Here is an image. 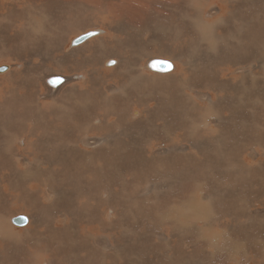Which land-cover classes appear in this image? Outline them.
<instances>
[{"label":"rangeland","instance_id":"rangeland-1","mask_svg":"<svg viewBox=\"0 0 264 264\" xmlns=\"http://www.w3.org/2000/svg\"><path fill=\"white\" fill-rule=\"evenodd\" d=\"M9 1L0 6V67H7L0 72V264H155L161 256L172 264H238L249 251L264 256L256 244L238 241L229 248L233 258L220 255L213 237L217 221H202L203 192L212 197V209L214 198L230 197L240 210L223 223L242 240L239 226L249 215L238 186L219 187L211 167L199 173V186L169 172L177 157L184 170L199 157L212 158L214 140L201 135L212 125L220 132L234 130L236 144L251 150L257 145L262 156L252 151L264 165V88L252 84L248 71L260 65L255 73L264 78V44L255 36V27L264 23V0H236L234 9L209 0L212 6L201 4L207 7L201 14L199 0H36L33 8ZM90 33L95 35L86 42L75 40ZM158 58L174 70L159 73L149 66ZM222 67L231 71L222 73ZM108 83L121 91H109ZM52 91L58 92L57 102ZM240 94L245 103L236 101ZM105 96L113 110L99 102ZM76 110L86 112L81 126L73 122ZM94 118L115 132L92 160L87 152L94 146L82 140L101 144L105 137L103 129L84 130L83 121ZM150 127L156 128L151 141ZM175 140L182 149L166 146L164 158L146 151ZM159 159L166 165L155 170ZM103 185L107 194L101 195ZM124 202L131 206L129 215ZM258 206L264 208V198ZM19 214L29 223L13 224L10 218Z\"/></svg>","mask_w":264,"mask_h":264},{"label":"bare ground","instance_id":"bare-ground-1","mask_svg":"<svg viewBox=\"0 0 264 264\" xmlns=\"http://www.w3.org/2000/svg\"><path fill=\"white\" fill-rule=\"evenodd\" d=\"M4 1H7V2H4ZM82 1V0H81ZM86 1V0H85ZM84 1V2H85ZM94 1V0H93ZM96 1V0H95ZM15 2L18 3V0H15ZM23 4L24 5H28L29 7H32L33 6H36L34 5L36 3V0H23ZM100 2V1H99ZM97 2V3H99ZM105 2V0L103 1ZM167 2V0H166ZM188 2V1H187ZM5 3H10L9 0H0V6H2V4H5ZM95 3V2H94ZM215 5L213 6H223V5H227V8L228 9H234L237 7V1L236 0H215L214 1ZM144 4V3H143ZM167 4V3H166ZM201 4H204L205 5H208L207 7H209V5L212 6L211 2L209 3V0H199V14H201V12L203 13L206 9L204 8ZM99 5V4H98ZM111 5V4H110ZM145 5V4H144ZM169 6H166L165 7H171L172 5L169 3L168 4ZM189 5V4H187ZM97 7V6H96ZM99 7V6H98ZM122 7V6H121ZM188 7V6H187ZM197 7V6H196ZM195 7V8H196ZM115 8V7H114ZM125 8V7H124ZM164 8V6H163ZM213 8V7H211ZM102 9V8H101ZM116 9V8H115ZM158 9V8H156ZM38 10V9H37ZM166 10V8H165ZM178 10V9H177ZM107 11V10H106ZM119 11V10H118ZM128 11V10H127ZM134 12V11H133ZM130 13V12H129ZM136 13V12H135ZM159 13V12H158ZM121 14V13H120ZM191 14V13H190ZM248 14V13H247ZM108 15V14H107ZM123 15V14H122ZM138 15V14H137ZM149 15V14H148ZM116 16V15H115ZM143 16V15H141ZM192 16V15H190ZM189 16V17H190ZM195 16V15H194ZM132 17H134L132 15ZM147 17V16H146ZM106 18V17H105ZM109 18V17H108ZM107 18V19H108ZM131 19V18H130ZM199 19V18H198ZM198 19H194V21L196 23H198ZM238 20H244L245 17L244 16H239L237 17ZM249 19V17H248ZM104 20V19H102ZM145 20V18H144ZM143 20V21H144ZM106 22V21H105ZM127 22V21H126ZM156 22V20H155ZM249 24H250V20H248ZM54 23V26L52 28V34H54L55 32V29H56V25L57 23L55 22V20L53 21ZM145 23V22H144ZM199 24H201V21L199 19ZM102 25V24H101ZM146 25V23H145ZM144 25V26H145ZM148 25V24H147ZM31 26V25H30ZM109 26H111V24L109 23ZM149 26V25H148ZM147 27V26H146ZM73 29V28H72ZM255 30H256V33H255V36L258 37L260 35V39H259V42L260 43H263L264 44V23L261 24L260 26L258 27H255ZM257 30H259L257 32ZM113 31V30H112ZM69 34V33H68ZM91 34V33H90ZM90 34H85V35H82L81 37L75 39V40H82L85 41L87 38H89ZM86 42V41H85ZM83 47V46H82ZM81 46H77L76 48L79 50L80 48H82ZM175 56V55H174ZM176 59V58H175ZM175 59L173 61H175ZM157 60H162V59H157ZM179 60V59H177ZM154 61V60H153ZM153 61L150 62V65L151 67L154 66L153 64ZM170 62V61H169ZM171 64V67L167 70H158L159 73L160 72H168V71H172L174 70L173 68V64L170 62ZM89 65V64H88ZM259 67H257V65H254V66H249L248 69H251V70H248L250 71V73L252 74L251 75V78H252V84L256 87H263L264 88V78L261 77L260 75L258 76L257 73H255V68L257 70V68H260V65H258ZM77 67H75L74 69H76ZM87 68V67H85ZM85 68H84V72H85ZM180 68L184 69L185 67L183 66H180ZM247 68V67H246ZM261 72L260 74H263L264 75V64H261ZM222 69V73H225V70L224 69H228L229 71H231V67L230 68H225V67H222L220 68ZM219 69V70H220ZM119 70V69H118ZM80 71H83L82 67H80ZM124 72V71H123ZM138 72V71H137ZM221 72V70H220ZM221 75V74H220ZM225 75V74H224ZM257 75V76H256ZM95 76V75H93ZM216 75H211V80L214 79ZM61 81V80H60ZM259 81H262V84H259ZM64 82V81H63ZM108 88H109V91L111 92H115V91H121L120 87L118 84H113V83H108ZM246 85H242V88H244ZM59 87V86H58ZM237 87V86H236ZM235 87V88H236ZM57 88V87H56ZM237 89V88H236ZM259 89V88H258ZM260 90V89H259ZM263 91V90H262ZM56 92V91H55ZM52 91L53 93V96L55 98V101L56 100H60L58 98V92L55 93ZM60 92V91H59ZM55 93V94H54ZM245 94H248V93H245ZM256 97L255 96V100H256ZM104 98L103 100H100L99 102H101L103 105H105L106 107H108L110 110H113L114 109V103L113 101L108 98L107 96L105 97H102ZM53 99V98H52ZM109 100V101H108ZM54 101V100H53ZM61 101H63L61 99ZM238 103H245L244 102V98H243V94H240V97L236 100ZM57 102V101H56ZM90 105L94 106V104L91 103V101H87ZM59 107L62 109V106L59 105ZM45 111V110H44ZM137 111V113H136ZM135 111V114H138L140 113L139 110H136ZM47 112V111H45ZM61 112V111H60ZM82 112V111H81ZM262 112L264 114V105L262 107ZM49 113V112H48ZM73 116H75L74 118V125L75 126H81L82 125V120L85 118L86 116V112H83V113H80V111L78 112V110L74 111L73 112ZM207 116H204L203 118H206ZM206 120V119H205ZM209 120H212V118L209 117ZM48 122V121H46ZM50 122V121H49ZM207 122V121H206ZM40 123L37 122V125H39ZM45 124V123H44ZM51 124V123H50ZM105 124L106 122L102 119H100L99 121L96 120L95 118L92 119V120H87L85 119L83 121V128L85 131L89 132L90 130H93L92 128H94L95 130H102L103 129V133L105 134V137L103 138V143L100 144L99 142V139H95V140H88V139H84L82 140V144L84 146H94V149L90 152H87V155L89 156L88 158H91L92 157V160L94 159L95 160V156L96 154L98 153H101L103 151V149L105 147H108L109 143H110V139L109 137H112L115 130L113 129V127H111L110 129H105ZM52 125V124H51ZM54 126V124H53ZM40 127V126H39ZM52 127V126H51ZM199 127V126H198ZM203 127V126H202ZM202 127H199L202 128ZM49 129V128H48ZM65 129V128H64ZM150 130H152V133L150 134V137H149V141L151 140H154L155 136H156V128L154 127H150L149 128ZM172 128H167V131H170ZM181 129V128H180ZM62 130V128H61ZM59 130V132L61 131ZM64 131V130H63ZM58 132V133H59ZM71 132V131H70ZM62 133V132H61ZM234 133V130L233 131H229V132H220V130L218 128H214V126L212 125V127L210 128H206V130H204L201 135H206L208 137H212L213 140H214V143H213V150H212V158L211 159H206V160H201V157H199V163H196L194 165H192L189 169L187 170H184V169H181V168H178V164L180 162V159L179 157L176 158V161H175V164L173 166H170L169 167V172L171 174H176L178 175V178L181 182H183L184 184H194L195 186H199V182H202V177L201 175L203 173H206L207 169L211 167L212 171H213V181L216 182L218 184V186L220 187L221 185L222 186H225V187H230L231 185H234V186H238V189L241 190L243 192V194L241 196H239L241 198V200H243L244 202V210H245V213L246 215H249L247 217V219L245 220V225H240L239 227H241L239 229V232H244L242 233L243 234V237H242V240L240 238V235H236L233 233V229L228 225V224H224L223 223V219L229 214V213H233V211H239L240 209L232 204V201H229L230 197L228 200L224 199V198H221V199H217V198H214L213 201L214 202V207L213 209L211 207H209V204L210 202H212V197L206 193V192H203L202 194V199H203V203H199V210H201V213L203 214V217L202 218V221L203 222H206L207 224L209 223L208 219L206 217H213L214 218V221L218 223V228H217V231L214 233L213 237H214V241H215V244H216V248L219 250V254L220 255H223L225 254L226 256L228 257H231L233 258L232 256V253L229 251V248L231 247V243L233 241H238V242H241V243H245L246 245L248 246H252L253 244H256L257 248L259 249H264V237H262L263 233H264V208L261 209L259 206L258 207H255V204L259 201H261L262 198H264V165L262 164V162L257 158V155L255 154V152L259 155V156H262V153L261 151L259 150L258 146H254L252 148V151L250 147L248 146H242L240 144H236L235 143V136L233 134ZM60 134V133H59ZM182 136L185 134L184 132L181 133ZM17 135V134H16ZM64 135V133L62 134ZM69 135V134H68ZM19 136V135H18ZM46 136V135H45ZM71 136V135H70ZM20 137V136H19ZM18 137V138H19ZM27 137V136H26ZM25 137V138H26ZM63 137V136H62ZM24 139V138H23ZM21 140V139H20ZM58 140V139H57ZM70 140H73V139H70ZM26 141V140H24ZM176 142H174L173 144H165V143H160L159 144V147H155L154 149L150 148L149 146H147V152L149 153H154V157H158V158H164L163 156L167 153H169L170 149H167L166 146H176L177 149H182L180 147V144H182L181 142H179V140H175ZM73 142V141H72ZM160 142V141H159ZM69 143V142H68ZM71 143V142H70ZM69 143V144H70ZM262 141H257V144H261ZM17 144V143H16ZM26 145V142L24 143ZM50 144V143H49ZM60 142L59 140L58 141H55V145L56 146H59ZM99 144V145H98ZM162 144H165V145H162ZM211 149V148H210ZM179 153L181 154H184L183 150L182 151H178ZM103 153V152H102ZM203 153V152H202ZM24 154V153H23ZM91 154H93V156H90ZM142 154V153H141ZM159 154V155H157ZM160 154H163L162 156ZM246 154V155H245ZM86 155V157H87ZM97 156V155H96ZM26 157V156H25ZM133 157V156H132ZM134 158V157H133ZM132 158V159H133ZM26 159V158H25ZM135 160L137 158H134ZM91 160V162H92ZM166 159H164L165 161ZM162 161L161 159H159V161L155 164V170H158L160 169L161 167L165 166L166 165V161L164 162ZM43 162V161H42ZM93 163V162H92ZM21 164V163H20ZM133 164V163H132ZM36 168V167H35ZM38 170V169H37ZM50 170V169H49ZM48 171V170H47ZM51 173V172H49ZM103 173V171H102ZM201 175H200V174ZM38 175V174H36ZM46 175V174H45ZM35 176V175H34ZM192 176V179L191 180H188L187 178L188 177H191ZM40 178V177H39ZM46 178V177H44ZM56 180V179H55ZM142 180V179H141ZM20 181V180H19ZM143 181V180H142ZM141 181V182H142ZM176 181V180H175ZM140 182V183H141ZM144 182V181H143ZM145 183V182H144ZM15 184V183H13ZM97 185V182H94L93 184V189L95 188V186ZM139 185V184H138ZM141 185V184H140ZM259 185L260 187L257 188L256 186ZM142 186V185H141ZM98 188V187H97ZM141 189V188H140ZM147 190V188H145ZM235 189V188H234ZM98 190V189H97ZM137 191V189L135 190ZM223 191V190H222ZM100 194L102 195L103 193H106V185H103L100 189ZM138 192H139V189H138ZM226 191H223L222 193L224 194ZM234 192V191H233ZM239 192V191H238ZM227 193V192H226ZM236 193V192H235ZM33 194V193H32ZM71 194V193H70ZM143 194V193H141ZM141 196V195H140ZM143 196V195H142ZM136 198V193L132 195V198L129 199L130 201L132 199ZM24 199V198H23ZM41 199V198H40ZM74 199V198H73ZM124 199V193L121 195V200ZM127 199V198H126ZM237 199V198H236ZM70 200V199H69ZM36 201V200H35ZM39 201V200H38ZM128 202V201H127ZM127 202H124V210H125V215H129L132 213L131 211V206H129L127 204ZM176 202V201H175ZM199 202V201H198ZM182 204V203H181ZM174 205V204H173ZM53 206V205H52ZM61 206V205H60ZM59 206V207H60ZM242 206V205H240ZM178 207V206H176ZM175 207V208H176ZM53 208V207H52ZM55 208V207H54ZM61 209V208H59ZM109 209V207H108ZM64 210V209H63ZM175 210H178V209H175ZM57 211V210H56ZM54 213V212H52ZM66 213V212H65ZM2 214V212H1ZM19 215H24V214H19ZM54 215V214H53ZM56 215V214H55ZM60 215V214H59ZM245 215V216H246ZM9 216V215H8ZM17 216V215H16ZM57 216V215H56ZM62 216V215H61ZM10 217V216H9ZM15 217V216H13ZM12 218H10L11 222H12ZM28 217V216H27ZM64 217V216H63ZM59 218V217H58ZM65 218V217H64ZM254 219H257L258 221L260 222H256L254 221ZM1 220V219H0ZM60 220V218H59ZM64 220V219H63ZM60 222V221H59ZM214 222V223H215ZM13 223V222H12ZM28 223H29V218H28ZM181 223H184L181 222ZM14 224V223H13ZM27 224V223H26ZM25 224V225H26ZM59 224V223H58ZM98 225V224H96ZM101 225V224H100ZM18 226V225H17ZM24 226V225H23ZM67 227V226H66ZM96 227H99V226H96ZM123 227V226H122ZM127 227V225L125 226ZM178 227V226H176ZM89 228H92V227H89ZM208 228V227H207ZM207 228H204V229H207ZM223 228V229H222ZM52 230V229H51ZM57 230V229H56ZM91 230V229H90ZM99 230V229H98ZM184 230V229H183ZM182 230V231H183ZM222 230V231H221ZM50 231V230H49ZM53 231H55L53 229ZM52 231V232H53ZM93 231H94V228H93ZM4 232V231H3ZM96 232V231H95ZM131 232V230H130ZM238 232V233H239ZM151 233V232H149ZM62 234V233H61ZM105 234V233H104ZM106 235V234H105ZM130 235V233H129ZM60 236V235H59ZM102 236V235H101ZM160 238H162L164 236L163 233L160 234ZM202 236V235H201ZM91 237V236H90ZM107 237V236H106ZM192 237V236H191ZM200 237V236H199ZM49 238V237H48ZM93 238V237H92ZM159 238V239H160ZM197 238V236H196ZM201 238V237H200ZM16 239L19 241V238L16 237ZM151 239V238H150ZM194 239V238H193ZM209 239V238H208ZM211 239V238H210ZM95 240V238H94ZM98 240H100V238H98ZM108 240V239H106ZM110 240V239H109ZM146 240V239H145ZM152 240V239H151ZM150 240V241H151ZM155 240V239H154ZM196 240V239H195ZM105 241V240H103ZM153 241V240H152ZM157 241V240H156ZM102 242V241H101ZM111 242V241H110ZM133 242V241H132ZM160 241H158L159 243ZM173 242V241H172ZM179 242V241H177ZM176 242V243H177ZM97 243V242H96ZM99 245L100 246V242L98 241ZM108 243V242H106ZM134 243V242H133ZM136 243V242H135ZM152 243V242H151ZM157 243V242H156ZM155 243V244H156ZM162 243V242H161ZM192 243V242H191ZM190 243V245H191ZM105 244V243H104ZM103 244V245H104ZM109 244V243H108ZM153 244V243H152ZM154 244V245H155ZM175 244V243H174ZM179 244V243H178ZM177 244V245H178ZM210 244V243H209ZM97 245V244H96ZM112 245V244H111ZM133 245V244H132ZM211 245H213V243H211ZM105 246V245H104ZM136 246V245H135ZM157 246V244H156ZM102 247V245H101ZM114 247V246H113ZM171 247V246H170ZM116 248V247H115ZM135 248V247H134ZM42 249V248H41ZM109 249V248H108ZM112 249V248H111ZM154 249V248H153ZM37 250V249H36ZM45 250V249H44ZM106 250V249H105ZM115 250V249H113ZM119 250V249H118ZM117 250V251H118ZM137 250V249H136ZM164 250V249H163ZM40 251V250H39ZM196 250H194L195 252ZM56 252V251H55ZM113 252V251H111ZM116 252V250H115ZM68 253V252H67ZM107 253V252H106ZM110 253V252H108ZM164 253V252H163ZM105 254V253H104ZM122 254V252H121ZM120 254V255H121ZM154 254V253H153ZM157 254V253H156ZM215 254V253H214ZM213 254V255H214ZM109 255V254H108ZM111 255V254H110ZM119 255V256H120ZM134 255V254H132ZM147 255V253H146ZM170 255V254H169ZM175 255V254H174ZM178 255V254H177ZM186 255V254H185ZM217 255V254H215ZM131 256V255H130ZM149 256V255H148ZM167 256V255H166ZM171 256V255H170ZM68 257V256H67ZM71 257V256H70ZM158 257V256H157ZM186 257V256H185ZM206 257V256H205ZM204 257V258H205ZM227 257V258H228ZM263 253H257L256 254V257H254V255L249 251L248 252V255L247 257L239 262L238 264H252V262L254 261L255 264H264V259H263ZM93 258V257H92ZM127 258V257H126ZM134 258V257H133ZM143 258V257H142ZM187 258V257H186ZM68 259V258H67ZM121 259V258H120ZM132 259V258H131ZM136 259V258H134ZM138 259V258H137ZM224 260H227V259H224ZM112 261V260H111ZM157 262H155V264H172L173 261L171 259H168V258H164V256H161V257H158ZM221 261V260H220ZM69 262V261H67ZM66 262V263H67ZM219 262V261H218ZM228 262V261H227ZM50 263V262H49ZM226 263V262H225ZM224 263V264H225ZM47 264V263H46ZM100 264V263H99ZM111 264V263H110Z\"/></svg>","mask_w":264,"mask_h":264},{"label":"water","instance_id":"water-1","mask_svg":"<svg viewBox=\"0 0 264 264\" xmlns=\"http://www.w3.org/2000/svg\"><path fill=\"white\" fill-rule=\"evenodd\" d=\"M74 42H75V40H74ZM75 43H78V42H75ZM153 64H154L153 67L157 70H167L171 67L170 62L166 61V60H154ZM6 68H7L6 66H1L0 72H3ZM24 218H27V219L25 220ZM12 222L15 225L23 226L26 223H28V217L26 215H17L15 217H13Z\"/></svg>","mask_w":264,"mask_h":264},{"label":"snow or ice","instance_id":"snow-or-ice-1","mask_svg":"<svg viewBox=\"0 0 264 264\" xmlns=\"http://www.w3.org/2000/svg\"><path fill=\"white\" fill-rule=\"evenodd\" d=\"M90 35H95V33H91ZM113 63H115L114 61H113ZM25 220L27 219V218H24Z\"/></svg>","mask_w":264,"mask_h":264}]
</instances>
